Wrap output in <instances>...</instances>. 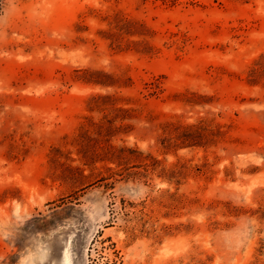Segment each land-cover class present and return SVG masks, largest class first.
I'll return each mask as SVG.
<instances>
[{
    "label": "rangeland",
    "instance_id": "obj_1",
    "mask_svg": "<svg viewBox=\"0 0 264 264\" xmlns=\"http://www.w3.org/2000/svg\"><path fill=\"white\" fill-rule=\"evenodd\" d=\"M65 254L264 264V0H0V264Z\"/></svg>",
    "mask_w": 264,
    "mask_h": 264
},
{
    "label": "bare ground",
    "instance_id": "obj_2",
    "mask_svg": "<svg viewBox=\"0 0 264 264\" xmlns=\"http://www.w3.org/2000/svg\"><path fill=\"white\" fill-rule=\"evenodd\" d=\"M65 264H71L68 254H65Z\"/></svg>",
    "mask_w": 264,
    "mask_h": 264
},
{
    "label": "trees",
    "instance_id": "obj_3",
    "mask_svg": "<svg viewBox=\"0 0 264 264\" xmlns=\"http://www.w3.org/2000/svg\"><path fill=\"white\" fill-rule=\"evenodd\" d=\"M93 81H95V80H93Z\"/></svg>",
    "mask_w": 264,
    "mask_h": 264
}]
</instances>
